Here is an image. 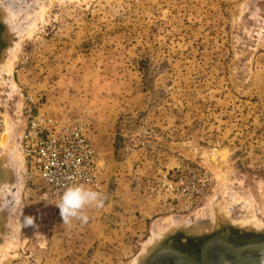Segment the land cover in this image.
I'll use <instances>...</instances> for the list:
<instances>
[{
	"label": "rangeland",
	"instance_id": "374dc122",
	"mask_svg": "<svg viewBox=\"0 0 264 264\" xmlns=\"http://www.w3.org/2000/svg\"><path fill=\"white\" fill-rule=\"evenodd\" d=\"M11 1L24 23L0 72V264H145L220 234L263 243L264 0ZM39 112L92 127L105 190L86 223L63 224L60 195L27 170Z\"/></svg>",
	"mask_w": 264,
	"mask_h": 264
},
{
	"label": "built area",
	"instance_id": "2783aa9c",
	"mask_svg": "<svg viewBox=\"0 0 264 264\" xmlns=\"http://www.w3.org/2000/svg\"><path fill=\"white\" fill-rule=\"evenodd\" d=\"M92 133L91 125L83 119L51 117L42 112L30 117L21 141L29 174L58 195L69 184H84L103 194L105 161ZM182 193L186 203L192 201L189 188H183Z\"/></svg>",
	"mask_w": 264,
	"mask_h": 264
},
{
	"label": "water",
	"instance_id": "95a60500",
	"mask_svg": "<svg viewBox=\"0 0 264 264\" xmlns=\"http://www.w3.org/2000/svg\"><path fill=\"white\" fill-rule=\"evenodd\" d=\"M207 239L210 240L208 241ZM202 243L204 244L203 262H205V264H218V257L219 264H264V241L263 243H251L244 247H239L243 246L244 244L235 242L233 245V243L229 241V238L227 239V236H221L220 234L219 236H210L208 238H205L204 240H202ZM165 248L153 252V255L156 257V255L160 252L162 255L164 251H170L174 254L177 253L179 255H182L183 257L185 256V259L181 257V259L184 261H194L190 258L191 255H187L182 250H176L174 248L171 249V247ZM217 251L219 252V255H217ZM159 255L160 254H158L157 256ZM160 261L156 264H167ZM167 262L173 264V261L171 260ZM147 263L148 261H145V264ZM195 264L199 263L196 262Z\"/></svg>",
	"mask_w": 264,
	"mask_h": 264
},
{
	"label": "bare ground",
	"instance_id": "6f19581e",
	"mask_svg": "<svg viewBox=\"0 0 264 264\" xmlns=\"http://www.w3.org/2000/svg\"><path fill=\"white\" fill-rule=\"evenodd\" d=\"M18 1H20V0H18ZM22 1V0H21ZM13 3H14V1L12 2L11 0H5V2L4 3H1V1H0V24H2V26L0 25V31H6V33H8V36L9 35H12V37H14V41H12V40H9V42L10 41H12V42H10L11 44H13V46L11 45L10 47H8V49L6 50V51H4V50H2V48H1V36H0V72H1V74L3 73V72H6L8 69H9V66L11 65V59H12V55H13V51L15 50V46L17 45V44H15V42H16V39H17V37H18V35H19V33H21V30H22V28H23V23H24V21H20V19H19V22L18 23H20V22H23L22 23V25H18L17 24V19L19 18L18 17V15H19V10H13L12 8H13ZM21 10H22V7H21ZM21 13H24V10L21 12ZM24 18V17H23ZM22 18V19H23ZM27 18V17H26ZM30 22H28V24H29ZM25 25V24H24ZM30 27H32V26H30ZM25 28V27H24ZM26 28H28L27 26H26ZM6 29V30H5ZM30 30V29H29ZM3 33H5V32H3ZM2 33V34H3ZM22 35L20 34V37H21ZM20 37L18 38V39H20ZM9 38H10V36H9ZM7 43V42H6ZM4 55L3 56V58L1 59V57H2V55ZM6 55V56H5ZM13 60V59H12ZM8 146H7V148H6V156H9V157H11L12 155H13V153H11L10 152V150L9 149H11V148H9L8 150ZM13 157V156H12ZM12 159H14V158H11L10 160H12ZM2 161H4V160H0V165L3 163ZM15 164V163H14ZM0 171H1V167H0ZM2 172V171H1ZM9 171H7V173H8ZM5 175H6V173H4V174H2V173H0V183L3 181V180H5L6 179V177H5ZM8 175H10V174H8ZM8 189V188H7ZM0 190H2V189H0ZM10 191V190H9ZM1 193V192H0ZM225 208V207H224ZM221 209V208H220ZM213 211V210H212ZM220 212V211H219ZM227 213V212H226ZM9 215V214H8ZM215 215V214H214ZM218 216V215H217ZM224 216H225V214H224ZM229 216V215H228ZM201 217V216H200ZM219 217H221V216H219ZM223 218V217H222ZM227 218V217H226ZM225 219V218H224ZM214 220V219H213ZM218 221V220H217ZM12 222V221H11ZM189 222V221H188ZM193 222V221H192ZM198 222H199V219H198ZM185 223V222H184ZM194 223V222H193ZM192 223V224H193ZM201 223H203V222H201ZM208 224V223H207ZM13 225V224H12ZM189 226V225H191V224H186V226ZM194 226L191 228V227H189V228H191V229H189L190 231H193V232H195V233H198V232H200V230L202 229V225L201 224H193ZM209 225H210V223H209ZM204 226V225H203ZM183 227H184V225H183ZM182 227V228H183ZM207 227V226H206ZM187 228V227H186ZM186 228H184V229H186ZM208 228V227H207ZM210 228V227H209ZM208 228V229H209ZM204 229V228H203ZM202 229V230H203ZM207 229V230H208ZM212 229V228H211ZM227 229V228H226ZM178 230V229H177ZM209 231V230H208ZM212 231V230H211ZM205 232V231H204ZM201 233V232H200ZM203 233V232H202ZM161 236V235H160ZM159 238V237H158ZM9 239V238H8ZM158 240V239H157ZM5 241V240H4ZM155 242H157V241H155ZM242 242V241H241ZM2 244V243H1ZM154 244V243H153ZM152 244V245H153ZM150 245V244H149ZM204 246V245H203ZM163 247H164V245L161 247V248H159V249H156V250H161V249H163ZM147 249H148V246H147ZM155 250V251H156ZM145 251V250H144ZM155 251H153V252H155ZM152 252V253H153ZM144 253V252H143ZM146 253V252H145ZM150 254L149 255V257H147V259H145L146 261H148V263L147 264H155V263H158L159 262V260H161V259H164L165 261H161V262H167V261H170V257H173L172 255V253L170 252V251H164L163 252V254L161 255V252L160 253H158V254H160L159 256H157L156 255V257L153 255V254ZM151 255H153V256H151ZM203 255V254H202ZM217 255H219V252L217 251ZM167 257V258H166ZM166 258V259H165ZM199 258V257H198ZM141 259V258H140ZM148 259H151V260H148ZM218 260H219V257H218ZM151 261V262H150ZM137 262V261H136ZM138 262H140V261H138ZM138 264V263H137Z\"/></svg>",
	"mask_w": 264,
	"mask_h": 264
},
{
	"label": "clouds",
	"instance_id": "9594fccd",
	"mask_svg": "<svg viewBox=\"0 0 264 264\" xmlns=\"http://www.w3.org/2000/svg\"><path fill=\"white\" fill-rule=\"evenodd\" d=\"M60 210L63 224H71L73 220L87 222V210L104 206L103 194L84 184H69L61 193L56 205ZM26 222L34 223L32 218Z\"/></svg>",
	"mask_w": 264,
	"mask_h": 264
},
{
	"label": "flooded vegetation",
	"instance_id": "af4514ba",
	"mask_svg": "<svg viewBox=\"0 0 264 264\" xmlns=\"http://www.w3.org/2000/svg\"><path fill=\"white\" fill-rule=\"evenodd\" d=\"M203 245L204 244L202 242H200L198 245L195 242H187V243L178 244V246H180V248H181L180 250H182L183 252H184V250L189 249V251H190L189 254L187 252H184V253H186L187 255H191L190 258L193 259L195 262L192 261V260L191 261H188V260L184 261V260L181 259V257L183 259H185V256L183 257L182 255H179L177 253L174 254L172 252L171 253L173 254L172 255L173 257H170V260L173 261V264H195L196 262L199 263V264H205V262H203V255H202L203 254V247H204ZM193 257H195V258H193ZM161 261H165V260L161 259ZM162 263L170 264L168 262H162ZM218 264H219V260H218Z\"/></svg>",
	"mask_w": 264,
	"mask_h": 264
}]
</instances>
